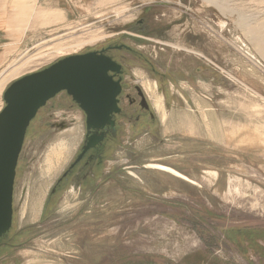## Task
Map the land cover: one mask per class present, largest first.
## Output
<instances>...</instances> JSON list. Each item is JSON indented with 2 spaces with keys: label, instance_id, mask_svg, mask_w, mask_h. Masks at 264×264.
Wrapping results in <instances>:
<instances>
[{
  "label": "rangeland",
  "instance_id": "1",
  "mask_svg": "<svg viewBox=\"0 0 264 264\" xmlns=\"http://www.w3.org/2000/svg\"><path fill=\"white\" fill-rule=\"evenodd\" d=\"M58 1L39 11L40 30L5 54L0 111L15 80L125 43L134 49L126 79L145 91L153 116L121 118L94 177L66 179L84 116L65 92L40 108L18 160L0 264H264V55L249 37V28L264 29V0ZM52 11L60 18L50 22ZM141 17L148 34L129 29ZM72 128L62 169L34 203L38 214L20 218L48 149Z\"/></svg>",
  "mask_w": 264,
  "mask_h": 264
},
{
  "label": "water",
  "instance_id": "2",
  "mask_svg": "<svg viewBox=\"0 0 264 264\" xmlns=\"http://www.w3.org/2000/svg\"><path fill=\"white\" fill-rule=\"evenodd\" d=\"M117 70L110 57L86 52L64 57L5 89L0 111V238L12 224L16 168L27 128L39 109L65 91L85 111L88 130L113 125L111 114L118 110L120 85L108 71Z\"/></svg>",
  "mask_w": 264,
  "mask_h": 264
},
{
  "label": "flooded vegetation",
  "instance_id": "3",
  "mask_svg": "<svg viewBox=\"0 0 264 264\" xmlns=\"http://www.w3.org/2000/svg\"><path fill=\"white\" fill-rule=\"evenodd\" d=\"M144 22L145 19L141 17L134 25H131L129 29L142 34H148L151 29L149 25ZM86 52L102 53L118 64L117 71H108V74L112 76V79L118 81L120 85V91L116 96L118 110L111 114L112 120L114 121L113 125L107 124L102 129L88 130L86 127L85 111L71 99L78 107L80 113L84 116V122L82 125L83 137L81 142L63 169V177L66 179L68 177H74L75 179H78L79 177H94L92 172L101 165L104 155L107 153V150L112 144V140L119 131V122L121 118L125 116L130 117L134 114L136 116H141L144 113H149L150 116H153L145 91L139 84L130 86L125 76L126 73L129 72L128 63L132 59L131 54H134L133 47L126 45L125 43H112L99 48H92L83 53ZM57 125L59 127L66 126L64 122H60ZM97 136H100L101 139L94 141V137ZM3 237H1L0 240Z\"/></svg>",
  "mask_w": 264,
  "mask_h": 264
},
{
  "label": "crops",
  "instance_id": "4",
  "mask_svg": "<svg viewBox=\"0 0 264 264\" xmlns=\"http://www.w3.org/2000/svg\"><path fill=\"white\" fill-rule=\"evenodd\" d=\"M52 4L58 5L60 1L0 0V65L10 48L19 46L26 38L34 36L40 30L38 13L41 9L44 14L51 12L47 10ZM58 10L63 11L64 14L66 13L64 8L58 7ZM59 11H52L53 14H50V22L54 17L55 19L60 18ZM149 165H153V163L147 166L149 167Z\"/></svg>",
  "mask_w": 264,
  "mask_h": 264
},
{
  "label": "bare ground",
  "instance_id": "5",
  "mask_svg": "<svg viewBox=\"0 0 264 264\" xmlns=\"http://www.w3.org/2000/svg\"><path fill=\"white\" fill-rule=\"evenodd\" d=\"M262 30H264L262 29V25H257L255 27L249 28V31H250L249 37L252 38V40L256 43L259 51L262 53V55H264V34H262ZM3 73L4 72H2L0 75H2ZM195 103H198V102L195 101ZM154 105H155V108L159 109L161 113V117L164 119L165 112H164L162 97L156 98L154 100ZM76 134H77L76 129L72 128V129L66 130L57 137V139L54 141L53 144H51L50 148L48 149L46 158L44 160L45 166H43V168H45V171H43L44 173H42L39 176L40 178L38 180V184H37V188L35 192H32L31 194L28 195L30 197L29 199L30 203L28 204V208L27 207L22 208L20 218L24 216L26 209L28 210L27 212H29L31 219H34V217L38 214L37 206L35 207L34 203H38L42 194L47 192L48 187L51 185L55 177L58 175L59 171L62 169L64 160L66 158V154L69 151L68 150L69 145L72 142V140L75 139ZM149 167L162 169L178 177L187 179L184 175L180 174L179 172L169 167L163 166V165L153 164V165H149ZM39 190L41 191L39 192ZM24 205L26 206V202L24 203Z\"/></svg>",
  "mask_w": 264,
  "mask_h": 264
}]
</instances>
